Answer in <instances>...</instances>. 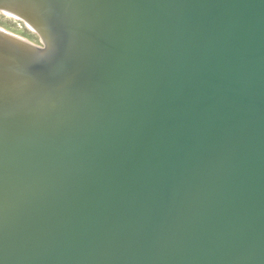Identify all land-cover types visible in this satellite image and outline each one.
<instances>
[{
  "label": "water",
  "instance_id": "water-1",
  "mask_svg": "<svg viewBox=\"0 0 264 264\" xmlns=\"http://www.w3.org/2000/svg\"><path fill=\"white\" fill-rule=\"evenodd\" d=\"M46 6L74 48L0 109V264H264V0Z\"/></svg>",
  "mask_w": 264,
  "mask_h": 264
},
{
  "label": "bare ground",
  "instance_id": "bare-ground-1",
  "mask_svg": "<svg viewBox=\"0 0 264 264\" xmlns=\"http://www.w3.org/2000/svg\"><path fill=\"white\" fill-rule=\"evenodd\" d=\"M16 1L26 4L29 9H41L48 19L54 18L53 26L51 27L56 30L58 28L63 30L62 35L58 37L56 54L49 56L50 53L43 51V48L48 47L47 37L45 36L46 29L39 22L30 19L26 12H17L9 7ZM49 2L57 8L59 0H0V12H3L6 16L21 18L28 28L39 35L41 40V45L37 46L30 40L13 35L9 31L0 28V109L24 99L30 89L32 79L34 78V83H36L41 75L55 71L54 69L59 65V61H62L61 59L74 48L72 35L70 36L71 29L66 20L67 13H62L60 17L55 18L51 10L46 6ZM178 6L179 10H183L184 7L181 2H179ZM66 8L68 7L66 6ZM188 8H191V3L187 2ZM127 9H129V15L126 14L128 17L131 16L135 7L127 5L125 12ZM135 21L134 19L125 24L123 31H117L116 35H123V32L127 31L130 26L134 27ZM10 50H14L17 53L13 55L6 54V51ZM43 53L45 54L43 55ZM24 55L31 58L40 56V58L36 60L26 59ZM41 55H43V59H41Z\"/></svg>",
  "mask_w": 264,
  "mask_h": 264
},
{
  "label": "rangeland",
  "instance_id": "rangeland-1",
  "mask_svg": "<svg viewBox=\"0 0 264 264\" xmlns=\"http://www.w3.org/2000/svg\"><path fill=\"white\" fill-rule=\"evenodd\" d=\"M9 7L17 12L24 11L27 13L30 19H34L35 22H39L46 29L45 36L47 37L46 41H48V47L43 48V51L46 53H50L49 56L56 54L57 52L56 45L59 39L58 37L62 35L63 30H61L60 28L56 30L51 27L53 26L52 22H54L53 18L48 19L46 17V14L43 11H41V9L38 8L29 9L27 8V5L22 2L16 1L13 3V5ZM0 28L9 31L13 35L30 40L37 46L41 45V40L39 35L36 32L32 31L30 28H28L21 18H13L11 16H6L3 12H0ZM50 48H51V52H50ZM16 53L17 52L14 50L6 51V54L8 55H13ZM44 54L45 53H43V55ZM43 55H41V59H43L42 58ZM25 58L36 60L39 59L40 56L37 58H31L25 56Z\"/></svg>",
  "mask_w": 264,
  "mask_h": 264
}]
</instances>
